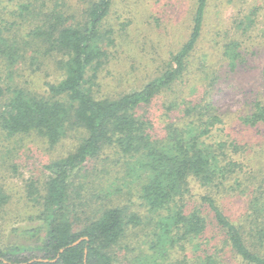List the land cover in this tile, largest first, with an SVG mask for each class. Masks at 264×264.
<instances>
[{
  "label": "trees",
  "instance_id": "obj_1",
  "mask_svg": "<svg viewBox=\"0 0 264 264\" xmlns=\"http://www.w3.org/2000/svg\"><path fill=\"white\" fill-rule=\"evenodd\" d=\"M44 1L16 4L17 14L27 20L28 28L22 25L19 36V30L15 31L13 21H9V29L15 31L11 35L15 36L9 38L0 30V53L11 67L22 58L21 42L37 47L48 44L44 49L49 56L54 51L63 52V75L58 81L45 83L47 97L13 88L0 107V129L9 136L36 131L50 144L58 142L70 127L83 129L86 136L73 153L45 167L49 176L41 203L42 224L22 229L19 236L43 230L41 241L35 246L24 242L0 248V264H116L114 248L128 226L144 221L152 253L144 254L140 264H264V254L251 248L254 242L264 245V187L254 165L247 166L244 158L233 156L238 144L216 138L223 130L222 112L203 97L194 104L184 98L179 108L183 112L181 122L164 114L163 138H156L155 130L151 131L153 123L137 114L155 96L171 91L186 72L201 36L209 0H195L189 36L170 60L163 61L162 72L141 88L114 96H99L92 88L106 56L99 35L104 34L101 27L113 0L91 1L81 23L72 22L74 14L57 7L45 12L49 2ZM31 9L42 16L36 24L26 18H34ZM8 89L0 83V100ZM177 102L174 99L173 104ZM251 106L253 109L239 116L240 120L264 122V106L258 102ZM105 144L137 157L135 164L149 172L138 191L140 204L151 213L148 220L124 205H100L96 212L91 197L77 204L70 198L71 178ZM245 166L250 172L244 170ZM192 184L200 190L196 192ZM33 187L28 190L30 197L38 191ZM226 194L248 197V211L233 220L220 204ZM3 198L0 191V200ZM81 237L84 239L70 246ZM33 252L37 254H29Z\"/></svg>",
  "mask_w": 264,
  "mask_h": 264
},
{
  "label": "rangeland",
  "instance_id": "obj_2",
  "mask_svg": "<svg viewBox=\"0 0 264 264\" xmlns=\"http://www.w3.org/2000/svg\"><path fill=\"white\" fill-rule=\"evenodd\" d=\"M24 1L0 0V30L4 36L13 38L15 35L11 34L21 30L22 25L28 26L27 20L17 14L16 4ZM91 1L46 0L49 7L45 12L57 7V10L74 14L72 22L81 23ZM194 9L195 0H113L101 27L104 34L99 35L106 56L92 88L99 96L120 95L141 88L160 74L165 67L163 61L170 60L187 40ZM26 11L23 10V14ZM31 13L34 18H26L38 23L42 16L37 9H31ZM9 21H13L15 31L9 29ZM27 28L22 31L23 35ZM23 44L20 43L22 58L11 67L0 53V83L9 88L0 100V107L13 88H24L47 97L45 83L58 81L63 75L64 63L60 62L63 52L54 51L49 56L44 49L48 44L42 47ZM228 47L231 50L226 54ZM189 58L186 72L173 89L155 96L152 103L139 108L137 114L153 123L151 131L155 130L156 138H163L164 114L168 113L176 122L182 120L181 100L186 98L194 104L203 97L213 102L224 120L223 130L216 138L238 144L233 156L244 158L247 166L254 165L256 175H260L257 179L264 187V122L243 123L239 118L253 109L252 102L264 106V0H209L198 45ZM174 99L178 101L175 104ZM85 136L83 129L70 127L58 142L50 144L36 131L9 136L0 129V191L4 195L0 200V248L24 242L35 246L41 241L43 230L32 236H19L22 229L42 224L41 203L49 176L45 167L73 153ZM135 159L137 157L121 153L115 145L105 144L99 154L89 158L71 178L73 203L91 197L92 210L96 212V206L118 204L148 220L151 213L140 204L138 191L149 172L138 167ZM244 170L250 172L246 166ZM192 186L196 192L200 190L198 185ZM32 187L38 191L30 197L28 190ZM247 201L248 197L226 194L220 204L235 220L248 211ZM144 222L128 226L114 248L116 264H140L144 254L150 256L152 250H148L150 240ZM251 248L264 254V245L260 243H252Z\"/></svg>",
  "mask_w": 264,
  "mask_h": 264
},
{
  "label": "water",
  "instance_id": "obj_3",
  "mask_svg": "<svg viewBox=\"0 0 264 264\" xmlns=\"http://www.w3.org/2000/svg\"><path fill=\"white\" fill-rule=\"evenodd\" d=\"M82 239H84V238H83V237L79 238L78 240H76L75 242H73L70 246L77 244V243L80 242ZM62 250H63V249H61V251H62Z\"/></svg>",
  "mask_w": 264,
  "mask_h": 264
}]
</instances>
